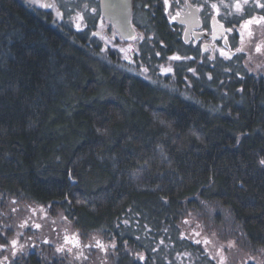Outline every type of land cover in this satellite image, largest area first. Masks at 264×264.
I'll use <instances>...</instances> for the list:
<instances>
[{"label": "trees", "instance_id": "16d2710c", "mask_svg": "<svg viewBox=\"0 0 264 264\" xmlns=\"http://www.w3.org/2000/svg\"><path fill=\"white\" fill-rule=\"evenodd\" d=\"M164 2L135 12L167 56ZM90 29L0 0V219L13 201L46 207L109 264H214L183 235L190 219L264 254V74L176 65L150 81L105 59ZM5 264L86 263L40 241Z\"/></svg>", "mask_w": 264, "mask_h": 264}, {"label": "rangeland", "instance_id": "374dc122", "mask_svg": "<svg viewBox=\"0 0 264 264\" xmlns=\"http://www.w3.org/2000/svg\"><path fill=\"white\" fill-rule=\"evenodd\" d=\"M26 2L35 8L50 11L58 22H65L79 32L88 30L89 25H91L90 36L100 45L105 59L110 61L113 58L119 63L121 68L150 81L158 80V82H165L173 80L176 65L192 67L194 72L189 70V74L192 75H195V72L201 66L212 65V63H178L181 59H171L173 56L162 58L153 49L154 43L152 39L154 34L150 33V27L146 30L149 24L147 23L146 25L145 15L141 12L136 11L134 17L138 28L136 38L124 41L114 32L113 26L102 17L99 3L93 0H42V2L54 3L55 8H41L37 6L35 0H26ZM235 2L236 0L214 1L220 7V15L222 17L241 23L243 21L242 15L238 14L234 7H232ZM252 3L253 0H249V4L244 6V9L249 12L247 17L264 15V9L260 10V8L252 7ZM84 4L88 5L89 10L86 12L83 11ZM224 4H228L229 7L224 8ZM57 9L63 14V18L58 17ZM92 9H95V11L93 12ZM167 10L171 18L177 15L178 10L173 0H170ZM79 14L84 15L82 23L76 19ZM78 23L80 24L79 30L76 26ZM248 31V29L242 27L241 32H243L244 38L241 48H243V52L240 53L239 60H242L243 63L232 64H240L250 72L264 74V63L262 62V55L264 53V48L262 47L264 44V23L260 25L253 24L251 26V37L248 35ZM257 46L261 47L262 53L255 51V47ZM151 51L152 53H150ZM152 55L155 59L154 63ZM226 61L221 60L219 63H223L224 65L231 64ZM168 69H171V71H167ZM13 208L17 209V211H12ZM216 212L212 210V213L215 214ZM186 221L189 223L183 222L181 226L184 236L194 242L197 239L212 241L209 245H200L214 264H219V256L216 254L220 251L221 247H223L226 264H262L264 262V254L248 250L244 243L239 241L238 237L233 236V234H236L233 228L224 225L220 227L213 225L209 230L200 221L192 219ZM24 222H27V226L21 227L20 225ZM36 223L41 225L39 229L34 227ZM196 233L200 235L197 236ZM0 236L3 237L0 245H4L6 248V250L0 251V261H3L4 264L21 255H25L27 252H33L36 243L40 241H47L46 243L52 244L55 249L60 246L64 247L65 251L59 253L66 254L72 260H80L86 264H109V258H106L105 250L102 251L101 248H97L95 243L89 244L91 247L89 245L84 246L80 241L79 234L72 229L69 221L63 216H50L46 207L11 203L5 214L2 215V219H0ZM66 236L73 242L78 236L80 247H73L72 242L65 240ZM13 239L19 242L15 250V257L12 255L13 249L11 247ZM229 242H234V246L231 248L227 247ZM21 247L23 249L22 252L20 251ZM5 257L8 258L6 261Z\"/></svg>", "mask_w": 264, "mask_h": 264}, {"label": "flooded vegetation", "instance_id": "af4514ba", "mask_svg": "<svg viewBox=\"0 0 264 264\" xmlns=\"http://www.w3.org/2000/svg\"><path fill=\"white\" fill-rule=\"evenodd\" d=\"M99 3L100 10V0H93ZM165 2V22L166 29L172 34L170 39L178 47L175 48L171 55L164 56L167 50V44L163 41H157L156 39V29L152 26L153 24L149 22L146 30L150 27V33L153 35V49L161 55L162 58L169 56H179L181 61L178 63H219L221 60L229 63H243L239 60L240 53L236 52L237 48L242 47V41L239 33L242 31L243 21L248 18L249 12L244 9V14L242 15L243 21L241 23L228 20L226 17L217 15L215 10L211 9L210 5L214 3L215 0H173L176 4L177 15L172 18L168 14V4L170 0H164ZM264 3V0H261ZM134 5V15L132 24L137 31L134 17H135V0H133ZM189 5L199 9V20L200 22L196 26H192L187 21H182L184 14L187 12ZM262 10V9H260ZM101 13V11H100ZM102 15V14H101ZM103 17V16H102ZM152 21V16H150ZM215 24L224 25V34L222 37L215 36L216 28ZM232 27L231 32H226L225 29ZM115 32V31H114ZM227 37V42H225L224 37ZM244 38V37H243ZM264 48V44L262 46ZM163 49V50H162ZM230 52L232 54L231 59H227L221 56L220 51ZM152 53V51L150 52ZM153 63L155 62L154 56ZM184 58H186L184 60ZM190 58V59H189ZM188 59V60H187ZM262 62L264 63V53L262 55Z\"/></svg>", "mask_w": 264, "mask_h": 264}, {"label": "snow or ice", "instance_id": "6c2138e0", "mask_svg": "<svg viewBox=\"0 0 264 264\" xmlns=\"http://www.w3.org/2000/svg\"><path fill=\"white\" fill-rule=\"evenodd\" d=\"M35 2L37 3V6H39L41 8H55V4L54 3H46V2H42V0H35ZM166 2H167V0H166ZM248 4H249V0H242V2H241V0H236V2L232 5V7H234V9L236 10V12L238 14L243 15L244 14V6L248 5ZM210 7H211V9L215 10L217 15H220V7L218 6L217 3H212L210 5ZM223 7L224 8H228L229 5L228 4H224ZM252 7L264 9V3H261V0H253ZM88 10H89L88 9V5L84 4L83 5V11L86 12ZM92 11L94 12L95 9H92ZM57 15H58V17L63 18V14L59 11V9H57ZM76 19L82 23L84 21V15L83 14H79V15H77ZM262 23H264V15H260L259 17L250 16V18H247V19H245L243 21V24L241 26L244 29H248L249 30L248 31V35L251 37L252 36L251 26L253 24L260 25ZM76 26H77V28L79 30L80 29V24L78 23ZM220 27L223 29L224 25L221 24ZM225 31L226 32H231L232 31V27H229V28L225 29ZM239 35L241 37V41H243V32H240ZM133 38H135V37H133ZM224 39H225V42H227V37L226 36L224 37ZM255 51L257 53H262V49L259 46L255 47ZM236 52L237 53L243 52V48H237ZM220 54H221V56H224L227 59H231L232 58V54L230 52H225V51L221 50ZM171 59L180 60L181 58L179 56H173V57H171ZM190 70L194 72L193 69H190ZM167 71H171V69H168ZM209 78H211V77H209ZM260 163L264 164V160H261ZM12 203H16V202L13 201ZM12 211H17V209L13 208ZM184 223L187 224L189 222L188 221H184ZM20 226L21 227L27 226V222L22 223ZM34 227L36 229H39L41 227V225L39 223H36V224H34ZM196 235L199 236L200 234L196 233ZM65 240L68 241V242H72L73 243V247H77V248L80 247V241H79L78 236L75 238L74 242L70 241L69 237H67V236L65 237ZM45 242H47V241H45ZM18 243L19 242L17 240H15V239H13L11 241V247L13 249V253H12L13 257L16 256V251L15 250L17 249ZM161 243H163V242L161 241ZM195 243L203 244V245H209V244L212 243V241L208 240V239H197V240H195ZM96 246L100 247L101 250H105L104 245L101 244L99 241L96 242ZM233 246H234V242H229L228 245H227V247H229V248H231ZM89 247H91V245H89ZM113 247H115V245H113ZM4 250H6L5 246L4 245H0V251H4ZM20 251L21 252L23 251L22 247L20 248ZM56 251L57 252H64L65 249H64V247L60 246V247L56 248ZM216 255L219 256V264H226V258L223 255V247H221L220 251H218ZM140 258L143 259V257H140ZM7 259L8 258L5 257V261ZM85 259H87V257H85ZM0 264H4V262L0 261Z\"/></svg>", "mask_w": 264, "mask_h": 264}, {"label": "water", "instance_id": "95a60500", "mask_svg": "<svg viewBox=\"0 0 264 264\" xmlns=\"http://www.w3.org/2000/svg\"><path fill=\"white\" fill-rule=\"evenodd\" d=\"M100 11L103 18L109 22L115 33L124 41L133 40L137 36L132 20L134 15L133 0H100ZM182 21H187L192 26H196L199 20V9L189 5L187 12L184 14ZM215 36L222 37L224 28L220 24H215Z\"/></svg>", "mask_w": 264, "mask_h": 264}]
</instances>
